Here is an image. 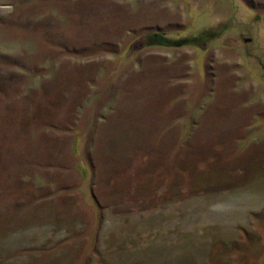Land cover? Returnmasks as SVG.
I'll return each mask as SVG.
<instances>
[{
	"label": "rangeland",
	"instance_id": "374dc122",
	"mask_svg": "<svg viewBox=\"0 0 264 264\" xmlns=\"http://www.w3.org/2000/svg\"><path fill=\"white\" fill-rule=\"evenodd\" d=\"M0 264H264V0H0Z\"/></svg>",
	"mask_w": 264,
	"mask_h": 264
},
{
	"label": "trees",
	"instance_id": "16d2710c",
	"mask_svg": "<svg viewBox=\"0 0 264 264\" xmlns=\"http://www.w3.org/2000/svg\"><path fill=\"white\" fill-rule=\"evenodd\" d=\"M193 39H197L196 37H184L181 39H172L163 34H157L150 37L148 44L155 45H167V46H180L184 44H189Z\"/></svg>",
	"mask_w": 264,
	"mask_h": 264
}]
</instances>
